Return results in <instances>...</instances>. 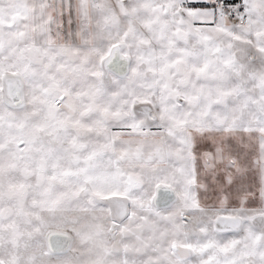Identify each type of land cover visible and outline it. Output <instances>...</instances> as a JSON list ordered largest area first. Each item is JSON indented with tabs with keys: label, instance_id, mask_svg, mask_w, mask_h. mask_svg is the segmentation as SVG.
<instances>
[{
	"label": "snow or ice",
	"instance_id": "1",
	"mask_svg": "<svg viewBox=\"0 0 264 264\" xmlns=\"http://www.w3.org/2000/svg\"><path fill=\"white\" fill-rule=\"evenodd\" d=\"M0 264H264V0H0Z\"/></svg>",
	"mask_w": 264,
	"mask_h": 264
}]
</instances>
